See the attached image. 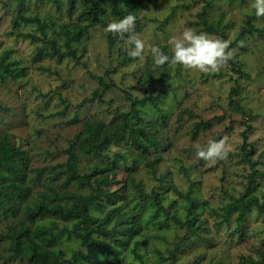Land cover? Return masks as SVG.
Wrapping results in <instances>:
<instances>
[{
    "label": "rangeland",
    "instance_id": "1",
    "mask_svg": "<svg viewBox=\"0 0 264 264\" xmlns=\"http://www.w3.org/2000/svg\"><path fill=\"white\" fill-rule=\"evenodd\" d=\"M138 1V9L132 14L136 17L135 33L147 45L164 47L170 57L173 54L170 40L179 37L186 28L213 37L223 34V40L230 43L242 27L248 26L247 21L256 28H264V18H257L251 8L252 0ZM62 2L63 7L58 10L48 0H0V58L5 55V61L26 67L24 76L0 80V135H6L10 147L23 151L21 166L26 170L30 200L37 199L42 191L48 195L54 191L59 195L90 192L86 184L70 181L64 185L65 174H60L54 182L49 172L38 180L31 176L34 169L43 166L61 164L64 169L67 148L78 137L84 123L100 121L105 129H112L120 121V114L130 109L127 94L137 98L159 94L163 119L150 102L144 101L136 105L139 117L129 121L131 125L141 126L156 141L155 145L148 143L147 151L131 144L129 129L114 137L101 157L87 155L78 148L73 151L80 175L91 171L96 164L112 167L114 162L115 170L109 174L114 180L108 185L110 193L114 192L110 195L114 201H104L102 207L91 206L89 213L102 219L110 209H116L104 226L113 229L114 237L109 242L120 257L119 264H264L263 213L252 209L241 223L235 221V213L227 221L212 213V210L220 212L230 196L237 197L245 190L252 170L257 171L253 193L260 199L264 195V30L245 33L230 45L235 54L221 71L201 73L167 64L161 84L150 50L146 49L143 62L133 58L123 62L130 47L127 34L123 41L114 35L110 43L107 35L111 33L100 24L89 27L75 44L82 65L49 55L37 60L35 52L42 42L19 33L42 36L34 23H26L19 16L37 17L46 22L47 36L61 42L56 28L76 18L75 14L69 17L65 13L66 0ZM202 17L208 23L219 20V34L205 28ZM113 19L116 18L111 14L105 17L108 23ZM51 23L53 32H49ZM232 63L247 72L249 78L234 72ZM89 72L103 77L108 85L91 78ZM231 87H237L235 98L246 112L255 115L248 121L251 129L245 134L252 151L249 161L241 154L244 118L228 108ZM200 122L209 123L198 126L193 134V127ZM224 136L229 137L232 146L226 160L211 163L197 158L198 148H206L209 141ZM155 158L160 160L155 164L156 176H153L146 162ZM95 177L91 179L93 186ZM131 180L139 182L146 193L155 189L169 214L174 213L182 220L188 206L185 194L189 191L197 203L192 211L198 229L188 233L171 219L160 224L167 219L166 214L159 211L151 216L154 206L140 202ZM56 201L68 206L71 198L53 202ZM23 206L19 204L7 216L0 214V234L6 224H16L22 219ZM36 224L60 232L51 249L59 251L65 264L72 263V251H84L73 236L74 221L43 216L28 223L31 229ZM7 245L8 239L0 235V252H6ZM103 263L114 264L106 258ZM12 264L28 262L22 259ZM77 264L85 263L80 260Z\"/></svg>",
    "mask_w": 264,
    "mask_h": 264
},
{
    "label": "trees",
    "instance_id": "2",
    "mask_svg": "<svg viewBox=\"0 0 264 264\" xmlns=\"http://www.w3.org/2000/svg\"><path fill=\"white\" fill-rule=\"evenodd\" d=\"M38 1L44 2L46 0ZM48 1L58 10H61L63 7L62 0ZM138 4V0H66V4L64 5L65 13L69 17L75 14L76 18L73 21H65L56 28L60 35L61 42H58L55 37L47 36L48 32L45 29L47 23L42 22L37 17L19 16V18L26 23H34L42 38L35 37L30 33H19V35L28 36L32 40L37 38V40L42 42L41 47H38L35 52L37 60L43 55H49L57 60L72 59L75 63L82 65L80 61L81 54L78 53L75 44L80 42L88 28L98 24L107 26L108 21L105 20V17L109 14L113 15V17L118 20L129 14L132 15L137 11ZM201 20L205 28L214 29L219 34V28L221 27V22L219 20L216 21L215 24L206 22L203 17ZM247 23L248 26L242 27L239 30L230 45L235 44L245 33H250L252 31L262 32L264 30V28H262V30L252 26L248 21ZM16 24L15 22V25ZM51 24L49 32L54 31V24ZM17 26L18 25H16V27ZM114 37V34L107 35L110 43L114 41ZM218 38L223 39V34H219ZM160 49L164 52V47L161 46ZM6 58L5 55L0 58V80H3L5 77L17 79L26 74L25 66H19L17 63L10 60L5 61ZM129 59H132V57L126 53L123 57V62ZM166 68L167 64L158 67L157 81L161 84V78L165 74ZM232 69L240 77L249 78V74L236 67L234 63H232ZM88 74L100 84L105 86L108 85L100 75L91 72ZM237 91V87L230 88L228 93V108L244 118L245 127L242 133L243 141L241 144L244 150L241 154L244 160L249 161L252 151L251 146L246 143L247 137L245 134L251 129L248 121L254 118L255 115L247 113L238 99L235 98ZM127 98L131 102L130 109L120 114V121L115 124L112 129H105L103 123L100 121L87 122L82 125L80 134L67 148L68 157L64 163V169L61 164L43 166L34 169V175L31 176V178L38 180L42 174L49 172L51 173L49 178L51 182H54L60 174H65V179L63 181L64 185H67L70 181H74L80 185H89L91 190L87 194L61 193V195H59L54 191L52 194L48 195L45 191H42L41 196L38 195L37 199L30 200L31 190L26 185V170L21 166L23 151L18 147H10L6 140V135H0V214L7 216L6 213L9 211L11 213L16 210L19 204L22 203L24 205L22 207V219L16 224H6L3 233L0 234L2 239H8V245L6 247L7 253L3 251L0 252L1 264H12L13 262L20 263L22 259H26L28 264H65L58 254L59 251L51 249V246L60 236V232H54L44 225L36 224L33 229L28 225V223H34L43 216L55 217L62 221H74V227L72 229L73 236L78 240L79 245L84 248V251H72L71 264H77L80 260L85 264H104L103 258H106L114 264H119L120 257L114 253V249L109 242V239L114 237L113 229H107L104 226L105 222L116 209H110L102 219L94 217L89 213L91 206L102 207L104 201H114L113 198H110V195L114 192L110 193L108 189V185L114 180L113 177H109V174L113 173L115 170L114 162H112V167L109 165L102 166L96 164L91 171L80 175L77 171V164L73 151L75 148H78L87 155H92L96 158L101 157V153L109 149L112 139L124 129H129L130 141L135 148L144 152L147 151L148 143L155 145L156 141H154L141 126L137 124L131 125L129 121L130 119L139 117V109L136 105L144 101L150 102L160 114L161 119H163L164 115L158 104L160 100L159 94L148 95L141 98L127 94ZM208 123L209 122H200L195 124L192 133L195 134L198 126L202 125L205 127ZM82 133H84V137H81ZM247 147L249 149H246ZM159 160V158H155L146 162L153 176H156L155 164H157ZM251 166V168H253L252 163ZM182 172L187 174L184 169H182ZM256 172V170H252L248 175L246 188L239 196H230V200L220 208V212L212 210V213L220 216L222 221H227L229 217L235 213V221L237 223H241L245 219L246 214L252 209H256L258 212L264 214V195L260 199L253 193L256 186L254 182V174ZM94 176L96 177L93 186L91 184V179ZM157 180L160 182L161 175L157 176ZM131 181L133 186L137 189L140 202L143 205L149 203L154 206V214L151 216H155L159 211L166 214L165 218L167 219L161 221L160 224H167V220L171 219L176 225L185 227L188 233L195 232L198 229V226L194 224L196 216H193L192 211V209L197 206V203L189 196V191L185 194L188 206L186 208L185 219L182 220L174 213L169 214L168 210L160 202L161 196L155 189H152L151 193H146L141 188L139 182ZM46 187L49 189L48 186ZM63 197L71 198L68 206H64V203H59L57 201L55 203L53 202ZM181 240H183V238ZM175 250H177V245H175ZM174 260L175 256L172 253L171 261L173 262Z\"/></svg>",
    "mask_w": 264,
    "mask_h": 264
},
{
    "label": "clouds",
    "instance_id": "3",
    "mask_svg": "<svg viewBox=\"0 0 264 264\" xmlns=\"http://www.w3.org/2000/svg\"><path fill=\"white\" fill-rule=\"evenodd\" d=\"M251 8L254 9L257 18H264V0H252ZM135 26L136 17L129 14L119 20L113 19L107 24L105 31L116 35L121 41L125 40L127 34V43L130 45L128 55L140 62L145 60L146 49L150 50L154 67L171 64L201 73L219 72L228 66V61L235 54V50L230 48L229 41L186 28L179 37L170 40L173 49L170 57L159 47L147 45L135 33ZM231 150L229 137L224 136L219 140L209 141L206 148H198L195 155L199 159L215 163L217 160H226Z\"/></svg>",
    "mask_w": 264,
    "mask_h": 264
}]
</instances>
